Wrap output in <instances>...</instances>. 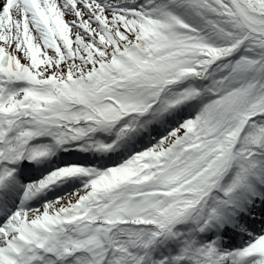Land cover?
<instances>
[{
	"label": "snow or ice",
	"instance_id": "snow-or-ice-1",
	"mask_svg": "<svg viewBox=\"0 0 264 264\" xmlns=\"http://www.w3.org/2000/svg\"><path fill=\"white\" fill-rule=\"evenodd\" d=\"M0 264H264V0H0Z\"/></svg>",
	"mask_w": 264,
	"mask_h": 264
}]
</instances>
